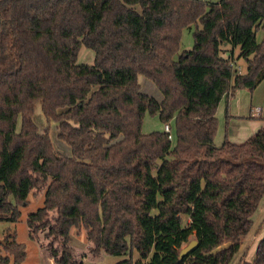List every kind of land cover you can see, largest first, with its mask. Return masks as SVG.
<instances>
[{"label": "trees", "instance_id": "trees-1", "mask_svg": "<svg viewBox=\"0 0 264 264\" xmlns=\"http://www.w3.org/2000/svg\"><path fill=\"white\" fill-rule=\"evenodd\" d=\"M82 47L92 64L77 62ZM140 76L161 100L142 92ZM263 79L264 0H0V220L16 221L42 191L26 224L31 239L35 229L54 240V264H81L72 228L92 256L125 257L115 264H232L264 199V126L216 146V109ZM36 105L69 155L39 131ZM146 112L174 118L171 140L142 132ZM12 235L0 264L25 258ZM242 264H264V237Z\"/></svg>", "mask_w": 264, "mask_h": 264}, {"label": "rangeland", "instance_id": "rangeland-1", "mask_svg": "<svg viewBox=\"0 0 264 264\" xmlns=\"http://www.w3.org/2000/svg\"><path fill=\"white\" fill-rule=\"evenodd\" d=\"M208 3H215L219 0H206ZM194 31V25L189 28L183 29L181 36V51L190 50L193 44L192 33ZM262 37V33H257V40L260 41ZM231 47H227L226 51L222 53L223 57H228L231 55ZM228 50V51H227ZM239 56V48H234L232 50V59L235 62L236 67L240 68V73L245 71V63L242 59L238 58ZM94 58L93 51L82 47L79 51V56L77 62L79 64H92ZM139 84L141 86V90L146 95L153 97L156 100H161L160 92L155 88L151 81L146 78L140 76ZM237 92V94H236ZM242 93V94H241ZM234 96V97H233ZM233 97V98H232ZM232 100V101H231ZM243 102V108L246 109L247 114H254V118H249L248 120L240 121L239 120H231L228 123L229 119H226V113L228 114V110L230 107V103ZM235 102V103H236ZM219 108L216 110V118L218 121V139L215 140V143L220 145L225 136L229 138L230 142L240 143L244 142L249 136L254 134L258 129L257 126H260L261 122L264 126V79L259 83V85L253 90L249 92L246 89H241L235 91L231 94L228 99L222 98L221 102H219ZM248 106V111H247ZM258 110L259 113H258ZM260 115V116H259ZM34 123L38 127L40 132H43L46 128L49 131V136L51 138V142L56 151L69 155L70 149L65 146L60 140L57 138V128L56 124L46 123L40 106L36 105L33 116ZM225 120L227 123H225ZM237 121V122H236ZM171 127V135L174 136V118H172L169 122ZM225 125V132H224ZM164 123H162L157 115H150L148 112L144 114L143 122H142V132L144 134L154 132V131H163ZM237 129L236 134L234 135V129ZM259 128V127H258ZM19 129V123H18ZM226 134V135H225ZM226 137V138H227ZM216 138V137H215ZM228 140V139H227ZM13 201V200H12ZM43 206V192L35 191L32 192L27 197V202L25 206L18 207L19 217L16 221H7L0 220V256H5L6 253L3 251V246L6 244L5 237L11 240L12 234H14L15 241L18 244L23 245L25 250V258L22 264H54L53 259L51 258L50 252L48 250L49 247L55 248L56 243L54 240L47 238L46 230H33L31 232L32 238L29 237L28 227L26 224V220L28 216L39 208ZM253 228L248 233L245 240H243L240 248L235 253L232 264H241L242 256L244 254V260L251 261L254 258L256 241H251L253 237ZM259 237L264 236V222L262 223V228L259 231ZM193 240V238L191 239ZM190 240V241H191ZM187 245V244H186ZM186 245L182 246L185 247ZM70 246L74 250V257L78 263L81 264H115L118 261L125 259V257H114L109 255H102L100 257H94L90 254L88 248V242L85 237V232L82 229H71L70 231ZM224 246V245H222ZM138 255L136 252L133 253V260H136ZM190 260L187 261L186 264H190Z\"/></svg>", "mask_w": 264, "mask_h": 264}, {"label": "crops", "instance_id": "crops-1", "mask_svg": "<svg viewBox=\"0 0 264 264\" xmlns=\"http://www.w3.org/2000/svg\"><path fill=\"white\" fill-rule=\"evenodd\" d=\"M236 94H237V92H236ZM242 94V93H241ZM234 97V96H233ZM232 97V98H233ZM232 101V100H231ZM221 102V101H220ZM234 103L232 104V102L230 103V107H229V110H228V115H229V120H228V123H229V121H231V120H239V122L240 121H244V120H248L247 119V116H249V118H254L253 116H255L253 113L251 114H247L246 115V109L245 108H243V102H236V100H234L233 101ZM236 102V103H235ZM219 105H220V103L218 104V106H217V109L219 108ZM216 109V110H217ZM247 111H248V106H247ZM261 112V111H260ZM260 116V115H259ZM237 122V121H236ZM225 123H227V121L225 120ZM219 127V126H218ZM261 128V127H263V125H262V122H261V124H260V126H257V128L256 129H259V128ZM236 131H237V129L235 128L234 129V132H233V134L234 135H237L236 134ZM224 132H225V125H224ZM226 135V134H225ZM218 132H217V135H216V138L214 139V144L216 145V146H219L218 144H216L215 143V140L216 139H218ZM228 136V135H227ZM226 136V137H227ZM250 137V136H249ZM227 139L229 140V138L227 137ZM233 143H235V142H233ZM240 143H242V142H240ZM264 222V199L262 200V202H261V204H260V206H259V208H258V210H257V212L252 216V226H251V229L253 228V237H252V239H251V241H256V244H257V242L260 240V239H262L263 237L261 236V237H259L258 235H259V231H260V229L262 228V223ZM251 229H250V231H251ZM249 231V232H250ZM248 232V233H249ZM248 233H247V235H248ZM247 235L242 239V241H241V244H242V242H243V240H245L246 239V237H247ZM241 244H240V246H241ZM256 247V246H255ZM245 258H244V254H243V256H242V258H241V260H242V262H244V261H246V260H244ZM242 262H241V264H242ZM247 262V261H246Z\"/></svg>", "mask_w": 264, "mask_h": 264}, {"label": "water", "instance_id": "water-1", "mask_svg": "<svg viewBox=\"0 0 264 264\" xmlns=\"http://www.w3.org/2000/svg\"><path fill=\"white\" fill-rule=\"evenodd\" d=\"M197 247V241L191 240L185 247L181 248L179 251V257L182 258L190 254Z\"/></svg>", "mask_w": 264, "mask_h": 264}, {"label": "built area", "instance_id": "built-area-1", "mask_svg": "<svg viewBox=\"0 0 264 264\" xmlns=\"http://www.w3.org/2000/svg\"><path fill=\"white\" fill-rule=\"evenodd\" d=\"M231 66L234 67V63H233V62H231ZM236 70H237L238 73H240V68H239V67H236ZM259 111H260V110H258V113H259ZM163 131L167 134V138H168L169 140H171V139H172V135H171V129H170L169 124H165V125L163 126Z\"/></svg>", "mask_w": 264, "mask_h": 264}]
</instances>
